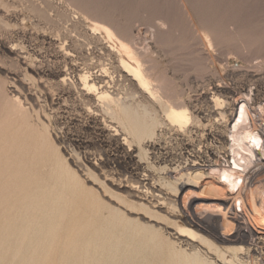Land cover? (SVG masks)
I'll return each instance as SVG.
<instances>
[{
  "label": "rangeland",
  "instance_id": "374dc122",
  "mask_svg": "<svg viewBox=\"0 0 264 264\" xmlns=\"http://www.w3.org/2000/svg\"><path fill=\"white\" fill-rule=\"evenodd\" d=\"M98 11L100 12L97 14ZM92 14L95 15L92 16ZM92 17L105 22L107 20L108 24L117 28L116 31H119L118 33L121 35L127 34V29L134 31V33L140 29L139 31H143L144 34L151 27L156 30L154 36L148 32L147 34L150 37L152 35L150 50L154 65L156 63L155 72L161 77L166 87L162 94L171 100L180 98L187 104L194 119L190 126L183 129L172 123L166 116V106L142 92L137 84L123 75L124 72L120 68V57L126 58V56L119 51L118 41L115 38H110L103 29L94 30ZM107 17L111 18V21ZM114 22L117 26L114 25ZM121 25L123 30L120 29ZM263 25L264 0H0V95L2 96H0V114L2 115L0 116V188H2L0 189V204L5 202V199L7 201L0 207V228L3 227L1 225L7 224L8 218L10 222L13 221L12 226L8 221V225L3 227V229L9 227L7 230H10L11 226L12 235L8 233L6 235L3 232V237L2 229H0V247L9 249L6 244L11 245L10 241L14 240L10 246L11 251L6 248L10 253L7 256L12 261L6 257L7 262L3 259V263L9 264L11 261L10 264H17V262L19 264H35L36 262L41 264L39 260L43 261L44 259L45 261L46 259L45 263L44 261L42 263L48 264L47 262L50 263L52 259L51 264H67L72 258L73 264L76 262L82 264L81 257L79 259L81 263L77 257L83 254V264H92L93 262L94 264L110 262L112 264L123 262L122 264H124L126 261L125 264H131V262L132 264H167V262L168 264H174V262L181 264L185 261L183 258L186 256L188 258L196 257L195 253L199 251V257L203 260L213 261L214 264H229L209 246L201 242H193L176 233L177 227L185 224L183 204L184 199H188V193L183 196L186 192L185 189L183 193L178 195L164 181L165 179L172 180L174 175L172 168L178 166L180 162L181 165L185 164L188 157H199L202 161L208 159L209 156L217 155L222 160L223 156L229 152L227 129L232 116L230 115L233 109L231 94L234 91L246 92L253 89L254 93L257 94V89H261L260 93L254 97L256 100L264 102ZM125 29L126 32H124ZM157 36L158 38H156ZM209 40L213 42L214 48L210 45ZM231 54L234 57L229 59ZM202 70L205 71L202 72ZM84 73L90 74V78L94 81H99L106 74L105 79L111 81L112 84L110 83L104 89L108 88L111 93L118 92L124 97L129 95L128 99L132 102L134 109L140 112L142 121L133 120L130 128L126 129L117 120H114L110 114L103 110L102 101L98 94L100 89L89 91L84 89L80 78L81 74ZM219 84H222L223 87L218 94H222L221 97L227 101L223 102L222 105H217L213 100L214 88L218 87ZM17 99H19V103ZM17 104L21 106L24 104L23 108L26 112L28 111L27 125L20 116L21 114L14 112V106ZM223 105L225 106L222 107ZM145 106L150 112L149 115L145 113ZM222 109L227 112L225 118H222L219 113ZM151 130H154L155 134H152ZM10 139L17 141L16 147L19 145L23 149V158L20 164L11 165L8 162L7 142ZM39 142H44V146L37 149ZM61 165H67L66 168L68 169H61ZM10 166L13 167L8 168ZM45 174L47 175L45 176ZM214 178L216 177L208 176L206 180H214ZM42 181L45 185L49 184L47 185L49 188L44 187ZM27 182L29 186L32 185V192L28 191L30 194H23L27 189L30 190ZM196 189L197 195L216 196L214 191ZM249 191L244 194L246 196V209L248 208L247 211H250V215H253L257 221H261V217L254 211L251 199L247 198ZM33 194L36 195L33 197ZM37 195L41 196H39L41 198L39 201H44L43 203L40 201L42 204L37 202V198H39ZM14 196L18 198V201L20 200L19 202L23 198V201L28 197L29 200L27 199L25 201L27 203L22 202L25 203L22 204ZM8 197L11 198L8 200ZM45 198L46 202L52 201L53 205L49 202L45 203ZM34 200L39 205L33 204L34 206H32ZM63 201L64 204L62 205ZM48 204L52 205L51 208ZM87 205L90 206L89 208H93L95 212L93 213L94 210L89 209ZM26 207L28 210L25 209ZM211 207L209 205L207 207L197 206V209H215H211ZM15 210L20 212L17 211V213ZM29 211L34 215L36 213V216L29 214ZM111 212H114L112 214L115 215L110 214ZM9 213L12 215V221ZM15 213H22L23 219L27 216L26 222L19 217L21 215L16 214L18 217L15 216ZM47 213L50 214V219ZM56 213H59L57 214L59 216H56ZM51 214H54L53 218L56 216V220L52 219ZM92 214H95V217ZM122 215H124L123 218ZM43 216L44 218L47 217L44 219ZM65 216L67 217L65 218ZM1 217H5L6 222L4 221L5 218ZM114 217L119 223L113 221L115 220ZM118 217L121 220H118ZM89 218L91 219L89 220ZM28 219L31 221L28 222ZM124 219L128 220V226L126 221L122 222ZM38 221H46L44 223H47L43 230L45 234L41 236V239L48 234L46 231H49L51 226L57 225L56 228L54 226L53 228L58 229L56 232L54 231L55 233L53 232L54 235L58 233L54 237L56 243L53 240L48 243L50 239H53V236H50V239L47 238L48 234L47 240L42 239V246H45L39 245L41 246L40 250L39 246L32 248V246L23 244L18 238L23 226H31L32 228L41 226L43 229L44 223ZM69 221L71 223H68L67 228H65ZM78 221H81V225ZM120 222L122 223L120 224ZM18 223L19 226H17ZM114 223L118 224L115 226ZM106 225L108 226L106 227ZM134 225L136 227L139 225V229H142L138 232L139 235L137 230H133L136 229ZM16 226L19 227L17 231L14 230ZM129 226L134 228L130 229ZM114 227L116 228L114 229ZM142 227H147L149 231H145L146 229ZM117 228L120 232L119 230L117 232ZM66 230L67 232H65ZM152 230L156 232L154 235ZM62 231L65 233V237ZM79 231L80 233L83 231L80 236L78 235ZM146 233H149L150 239L153 235L157 244L153 240L154 237L151 239V242L154 241V245L153 243L151 245L150 241H146L147 238L144 239V235H148ZM82 234H84L83 237ZM70 237H73L74 241L76 240V244H73L74 247L71 244L73 239ZM111 237L112 239H110ZM64 238L67 241L70 240L71 243L69 244L67 241L64 244L61 243V241L64 242ZM16 240L21 243L19 244ZM158 240H160L161 245ZM85 241H89L88 244L92 243L89 245L91 248L88 246L91 250L84 246ZM110 241L112 242L110 243ZM59 242L63 244V250L59 248L61 247ZM16 243L19 244V247ZM50 243L54 245H49L51 248L47 247V249H51L52 252L44 249ZM142 243L145 244H143L144 248L140 245ZM94 244H98L97 250H94ZM149 244L151 247H147L150 246ZM126 245L130 248H127ZM135 245L136 248H134ZM138 245L140 248L137 247ZM99 246H102V249ZM114 246H117L120 253H116L117 249ZM17 247L20 252L22 249L26 251L23 250L19 255L20 252L15 251ZM41 248H43V252ZM66 248L69 249V252ZM84 248L85 250H83ZM145 248L148 251L144 250ZM172 248L176 251H173ZM222 248L226 250L224 245ZM32 249L34 252L36 251L35 253L37 250L41 251L38 252L40 254L39 259H37L39 254H35ZM93 250L95 251L94 255L97 254V256L92 254ZM136 250L137 253H134ZM7 251L3 250V252ZM112 251L116 253V256ZM138 251L141 256L138 255ZM30 252L37 261L31 258ZM60 252L64 254V257L66 255V260ZM89 252L91 253L89 254ZM122 253L123 256L120 257ZM166 255L169 256L166 257ZM87 256L91 259H88ZM226 256L232 259L230 253ZM110 257L112 260L114 258L115 262ZM139 257H143V260ZM101 258L103 259L100 260ZM161 258L165 263L161 262ZM31 259L36 262H30ZM84 259L89 260L90 263L88 261L86 263ZM244 259L247 260L246 256ZM97 260L100 262L97 263ZM71 263L69 262V264ZM249 264L254 263L249 262Z\"/></svg>",
  "mask_w": 264,
  "mask_h": 264
},
{
  "label": "bare ground",
  "instance_id": "6f19581e",
  "mask_svg": "<svg viewBox=\"0 0 264 264\" xmlns=\"http://www.w3.org/2000/svg\"><path fill=\"white\" fill-rule=\"evenodd\" d=\"M42 1V0H41ZM93 1V0H92ZM73 2V1H72ZM71 2V3H72ZM78 2V1H77ZM88 2V1H87ZM91 2V1H89ZM70 3V2H69ZM101 3V2H100ZM74 4V2H73ZM77 4V3H76ZM81 4V3H80ZM96 4V3H95ZM188 4V3H187ZM72 5V4H71ZM78 5V4H77ZM87 5V4H86ZM85 5V6H86ZM89 5V4H88ZM102 5V4H101ZM103 6V5H102ZM75 7V5H74ZM78 7V6H77ZM80 7V6H79ZM89 7V6H88ZM97 7V6H96ZM82 8V7H80ZM85 8V7H84ZM87 8V7H86ZM99 8V7H97ZM102 8V7H101ZM105 8V7H103ZM81 10V9H79ZM84 10V9H82ZM87 10V9H86ZM96 10V9H95ZM98 10V9H97ZM186 10V9H185ZM89 11V10H88ZM93 12V11H92ZM100 11L97 12V14L99 13ZM85 13V12H83ZM87 13V12H86ZM95 13V12H93ZM105 13V12H104ZM113 13V12H112ZM96 14V13H95ZM95 14H92V16H94ZM86 15V14H85ZM100 15V14H99ZM103 15V14H102ZM112 16V14H109ZM87 16V15H86ZM110 16V17H111ZM89 17V16H88ZM98 17V16H97ZM109 17V16H108ZM107 17V18H108ZM115 17V16H114ZM106 18V19H107ZM92 19V22L94 23V30H100V29H103L107 35L110 37V38H115L117 41H118V44L120 46V49L119 51L121 53H123L125 57L121 56L120 57V68H122V71L124 72L123 75H125L128 79H130L133 83L137 84L138 87L140 88V90L146 94H148L152 99L154 100H158L159 102L162 103V105L166 106V116L167 118L172 122L174 123L175 125H178L180 128H187L188 126H190V124L193 122V115H192V112L191 110L189 109V107L187 106V104L180 98H177V100H171L170 98H167L166 96H164L162 93L164 92V89L166 88L165 87V84L163 82V80L161 79V77L159 75L156 74L155 72V65H154V59L151 57V50H150V42L152 41V35L154 36L155 35V29L153 27L149 28L148 29V33L149 34H152L151 37L147 34H144L142 33L141 31H139L138 29V32L134 33V31H129V29H127V34H125L124 32H126V29L125 31L123 32L125 35H121L119 34L114 26H111L110 24H108L107 20L106 22L105 21H101V20H98L96 18H91ZM109 19V18H108ZM111 19V18H110ZM109 19V21H111ZM114 19V18H113ZM89 20V19H88ZM114 21V20H113ZM112 21V22H113ZM120 22V20H119ZM116 22H114V25ZM121 23V22H120ZM118 24V23H117ZM125 24V23H124ZM159 24V23H158ZM128 24H126L127 26ZM117 26V25H116ZM130 26V25H129ZM264 26V25H263ZM122 25L120 27V29H122ZM128 27V26H127ZM126 28V27H125ZM140 28V27H139ZM197 28V27H195ZM234 29V28H233ZM123 30V29H122ZM195 30V29H194ZM209 31V30H208ZM212 33V32H211ZM155 38V37H154ZM153 38V40H154ZM158 38V36L156 37ZM163 40V39H162ZM223 40V39H222ZM111 41V40H110ZM113 41V40H112ZM159 41V40H158ZM210 41V45L213 47V42L211 40ZM116 44V43H115ZM112 46V45H111ZM211 47V48H212ZM214 48V47H213ZM111 50V48H109ZM209 49V48H208ZM114 50V49H112ZM110 52V51H109ZM118 52V51H117ZM108 53V52H107ZM116 53V52H115ZM231 53V52H230ZM227 54V53H226ZM114 55V54H113ZM166 56V55H165ZM206 56V55H205ZM231 57H234L233 54L229 55V59ZM193 58V57H192ZM228 58V57H227ZM156 61V60H155ZM202 63V62H201ZM200 63V64H201ZM205 64V63H204ZM206 70V69H205ZM204 70V71H205ZM198 71H201V70H198ZM202 70V72H204ZM103 74V73H102ZM113 74V73H112ZM122 74V73H121ZM105 75L104 74L102 76V79H100L99 81H94L92 78H90V74H87V73H84V74H81V82L82 84L84 85V89H87L88 91L89 90H98L100 89V91L98 92L99 94V99L102 101V106H103V110H105L108 114H110V116L114 119V120H117L120 124H122L126 129H129L130 126L132 125V121L133 120H141V114L138 110H135L134 107H133V104L131 101H129V97L128 96H122L120 95L118 92L115 93V92H112V93H115V94H112L108 88H105L106 86H108L110 83L112 84L111 81H108V79L106 80L105 79ZM112 81H114L112 79ZM132 84V83H131ZM170 85V84H169ZM222 84H219L218 87L214 88V101L216 102L217 105H222L223 102H227L226 100H224L221 95L222 94H218L220 93L221 91V88H222ZM101 88H103V90H101ZM171 88H173L171 86ZM1 90V89H0ZM131 91V90H130ZM84 92V91H83ZM175 92V91H174ZM89 93V92H88ZM175 94V93H173ZM178 94V93H177ZM163 95V96H162ZM1 96V95H0ZM5 96V95H4ZM230 96V95H229ZM2 97V96H1ZM6 97V96H5ZM15 98V97H14ZM11 99V98H10ZM19 99H17V102L19 103L20 101H18ZM231 100H232V104H233V109H232V112L230 113L231 116V121L229 122L228 124V129H227V134H228V137L229 139L227 140V144L229 145L230 147V150L229 152L226 153V155H224L223 159H219L217 155H214V156H209L208 159H203L201 161V159L199 157H191L186 160L185 164L181 165V162L179 163L178 166H175L174 168H172V172H174V175H173V178H171L172 180H168V179H165L164 182H166V185L169 186L170 189H172L174 192H176L178 195H180L181 193H183V191H185L186 189V192L183 194V196H185L187 193H188V199H184L185 202L183 204V212H184V216H185V224L184 225H179L177 227V231L176 233L179 234L180 236H185L187 237L188 239H190L191 241L193 242H201L202 244H205L207 246H209L210 249L212 250H215L217 251L221 256L222 258L229 264H249V262H252L254 264H264V136L261 135L258 130H257V127H258V120H261V124L264 123V117H263V114H264V103L261 102L260 100H256L255 97L252 96V93L251 91H234L232 94H231ZM229 103V102H228ZM21 104V103H20ZM20 104H17L14 106V112L16 113H20L19 115L22 116V119L23 121L26 123L27 120H28V116H27V112L25 110V108H23V106H21ZM226 104V103H225ZM7 105V104H6ZM225 105H223L222 107H224ZM227 106V105H226ZM4 107V106H3ZM144 108V107H143ZM1 109V108H0ZM220 109V108H219ZM11 111V110H10ZM142 112V111H141ZM145 113L147 115H149V110L148 108L145 106ZM220 115L222 118H225L227 117V112L225 110H220L219 111ZM11 114V113H10ZM14 114V113H13ZM29 114V113H28ZM155 115V113H154ZM219 115V116H220ZM0 116H2L0 114ZM13 116V115H12ZM6 117V116H5ZM18 117V116H17ZM14 118V117H13ZM21 118V117H19ZM216 118V117H215ZM152 119V118H151ZM142 121V120H141ZM4 122V121H3ZM34 123V122H33ZM3 124V123H1ZM18 124V123H17ZM16 124V125H17ZM27 125V123H26ZM114 126V125H113ZM12 127V126H11ZM16 127V126H15ZM143 127V126H141ZM144 128V127H143ZM144 130V129H143ZM148 130V129H147ZM31 131V130H30ZM25 132V131H24ZM155 131L154 130H151V133L152 134H155L154 133ZM8 133V132H7ZM134 133V132H133ZM18 134V133H17ZM25 135V134H24ZM1 136V135H0ZM153 136V135H152ZM148 137H149V134H148ZM154 137V136H153ZM31 138V137H29ZM43 138V137H42ZM46 138V136H45ZM7 139V138H6ZM32 139V138H31ZM26 140V139H25ZM49 140V139H48ZM50 141V140H49ZM16 142L14 139H10L8 142H7V151H8V162L11 164V165H15L16 163L17 164H20L22 162V158H23V149L22 147H20L18 145V147H16ZM138 142V141H137ZM36 143V142H35ZM45 143H48V142H45ZM57 143V142H56ZM52 145V144H51ZM33 146V145H32ZM44 146V142H39L38 143V146H37V149H40L41 147L43 148ZM143 147V146H142ZM3 149V148H2ZM16 149V150H15ZM47 150V149H46ZM50 150V149H49ZM219 150V149H218ZM6 151V152H7ZM4 152V151H3ZM40 152V151H39ZM46 152V151H45ZM48 152V151H47ZM62 152V150H61ZM41 154V153H40ZM56 154V153H55ZM54 154V155H55ZM64 154V153H62ZM34 155V154H33ZM48 155V154H47ZM222 155V154H220ZM6 156V155H5ZM41 156V155H40ZM187 156V155H186ZM184 156V157H186ZM189 156V155H188ZM58 157V155H57ZM66 157V156H65ZM182 158V157H181ZM232 158V161L230 160ZM58 160V159H57ZM46 161V159H45ZM182 161V160H181ZM60 162V161H59ZM65 163V161H63ZM5 163V162H4ZM57 163V162H56ZM30 164V163H29ZM33 165V164H31ZM171 165V164H170ZM169 165V166H170ZM20 166V165H19ZM56 166V165H55ZM67 165H61V169L63 170H67L68 168H66ZM69 166V165H68ZM13 166H10L8 168H11ZM18 167V166H17ZM171 167V166H170ZM7 168V169H8ZM51 168V167H50ZM53 168V167H52ZM59 168V167H58ZM166 168V167H164ZM22 170V169H21ZM28 170V169H27ZM54 170V169H52ZM6 171V170H5ZM4 171V172H5ZM13 171V170H12ZM23 171V170H22ZM71 171V170H70ZM76 171V170H75ZM9 172V171H8ZM55 172V171H54ZM63 174V171L61 172ZM65 173V172H64ZM55 174V173H54ZM58 174V173H57ZM56 174V175H57ZM70 174V173H69ZM6 175V174H5ZM15 175V174H13ZM35 175V174H34ZM47 174H45L46 176ZM66 175V174H65ZM1 176V175H0ZM51 176V175H50ZM48 176V177H50ZM69 176V175H68ZM208 176H211V177H216L214 178V180H206ZM7 177V176H6ZM33 177V176H32ZM54 177V176H53ZM52 177V178H53ZM71 177V176H70ZM46 178V177H45ZM44 178V179H45ZM73 178V176L71 177ZM29 179V178H28ZM26 179V180H28ZM43 179V178H42ZM43 179V180H44ZM54 179V178H53ZM148 179V178H147ZM210 179V178H209ZM35 180V179H33ZM39 180V179H38ZM49 180V179H48ZM60 180V179H59ZM74 180V179H73ZM37 181V180H36ZM41 181V180H40ZM57 181V180H55ZM70 181V180H69ZM143 181V180H142ZM3 182V181H2ZM39 182V181H38ZM37 183V182H36ZM43 183V181H42ZM49 183V182H48ZM71 183V182H70ZM34 184V183H33ZM39 184V183H38ZM45 185V183H43ZM164 184V183H163ZM26 185V184H25ZM27 185H28V182H27ZM42 185V186H44ZM49 185V184H47ZM47 185H45L44 187H48ZM61 185V184H60ZM69 185V184H68ZM165 185V187H166ZM29 186V185H28ZM32 186V185H31ZM31 186L30 187V190L27 189L23 194H27L28 191L29 192H32L31 191ZM35 186H37L35 184ZM41 186V187H42ZM25 187V186H24ZM39 187V188H41ZM43 187V188H44ZM71 187V185H70ZM78 187V186H76ZM28 188V187H26ZM34 188V187H32ZM49 188V187H48ZM51 188V187H50ZM60 188V187H59ZM72 188V187H71ZM153 188V187H152ZM158 188V187H156ZM168 188V187H167ZM196 188H202L203 190H208L209 191H214L216 196H203V195H197V189ZM2 189V188H0ZM15 189V188H14ZM13 189V190H14ZM46 189V188H45ZM44 189V190H45ZM77 189V188H75ZM79 189V188H78ZM77 189V190H78ZM155 189V188H154ZM49 190V189H47ZM58 190V189H57ZM64 190H65V187H64ZM76 190V191H77ZM250 190V191H249ZM1 191V190H0ZM73 191V190H72ZM249 191V199H251V202L253 204V207H254V211L257 213V215H259V217H261V221H257L254 216L252 217L250 215V211H247L246 209V206H245V200H246V196L244 194H246V192ZM23 192V191H22ZM45 192V191H44ZM53 192V191H52ZM60 192V191H59ZM78 192V191H77ZM90 192V191H89ZM42 193V191H41ZM62 193V192H61ZM206 193V192H205ZM204 193V195H205ZM248 193V192H247ZM16 194V193H15ZM22 194V195H23ZM30 194V193H28ZM49 194V193H48ZM73 194V193H72ZM71 194V195H72ZM77 194V193H76ZM75 194V195H76ZM92 194V193H91ZM161 194V193H160ZM9 195V194H7ZM34 195L36 194H33L32 196L34 197ZM62 195V194H61ZM81 195V194H79ZM13 196V194H12ZM31 196V195H30ZM40 196V195H39ZM37 195V197H39ZM48 196V195H47ZM50 196V195H49ZM55 196V195H54ZM16 197V196H14ZM22 197V196H21ZM20 197V198H21ZM36 197V198H37ZM41 197V196H40ZM37 198L38 199V203H43L44 201H39V199L41 198ZM51 197V196H50ZM49 197V198H50ZM78 197V196H77ZM93 197V196H92ZM11 198V197H10ZM8 197V200L10 199ZM17 198V197H16ZM35 198V199H36ZM43 195H42V199H43ZM48 198V200H50ZM52 198V197H51ZM65 198V196H64ZM1 199H4V198H1ZM29 200V197L27 198ZM26 199V200H27ZM36 199V200H37ZM66 199V198H65ZM24 200V198H23ZM21 201L19 202L18 201V198H17V201L19 203H22V202H25V201ZM45 200V203H48L46 202V198L44 199ZM56 200V199H55ZM16 201V199H15ZM16 201V202H17ZM51 201V200H50ZM65 201V200H64ZM64 201L62 203V205L64 204ZM67 201V200H66ZM93 201V200H92ZM99 201V199H98ZM5 202L6 199H5ZM5 202L1 203V204H5ZM52 202V201H51ZM49 202V203H51ZM74 202V201H72ZM88 202V201H87ZM95 202H96V199H95ZM102 202V201H101ZM250 202V203H251ZM12 203V201H11ZM10 203V204H11ZM18 203V204H19ZM27 203V202H25ZM25 203H22V204H25ZM29 203V202H28ZM38 203L35 202V200L32 202V206L34 205H39ZM41 203V204H42ZM44 203V204H45ZM53 203V202H52ZM51 203V204H52ZM56 203V202H55ZM69 203V202H68ZM71 203V202H70ZM82 203V202H81ZM93 203V202H92ZM98 203V202H97ZM1 204H0V207H1ZM9 204V205H10ZM14 204V203H13ZM16 204V203H15ZM30 204V203H29ZM34 204V205H33ZM56 204H59V203H56ZM55 204V205H56ZM88 204V203H87ZM96 204V203H95ZM104 204V203H103ZM7 205V204H6ZM49 205V204H48ZM48 205H47V208H48ZM53 205V204H52ZM51 205V206H52ZM212 206L211 209L213 210H210V209H197V206H204V207H207V206ZM20 206V205H19ZM50 206V205H49ZM50 206V208H51ZM67 206V205H66ZM73 206V204H72ZM77 206V205H76ZM91 206V204H90ZM90 206L87 205V207L89 208ZM96 206V205H95ZM104 206V205H102ZM24 209V206H22ZM45 207V205H44ZM64 207V206H63ZM86 207V208H87ZM5 208V207H3ZM21 208V207H20ZM46 208V209H47ZM55 208V207H54ZM61 208V207H60ZM73 208V207H71ZM82 208V207H80ZM80 208H79V211H80ZM101 208V207H99ZM252 208V207H251ZM16 209V208H15ZM25 209L28 210V208L26 207ZM91 209V208H89ZM88 209V210H89ZM93 209V208H92ZM91 209V210H92ZM96 209V208H95ZM10 210V209H9ZM35 210L37 211V209L35 208ZM45 210V208H44ZM49 210V209H48ZM53 210V209H52ZM75 210V209H74ZM73 210V212H74ZM83 210V209H82ZM94 210V209H93ZM98 210V209H97ZM96 210V212H97ZM113 210V209H112ZM16 211V210H15ZM19 211V210H17ZM16 211V212H17ZM22 211V210H21ZM60 211V210H59ZM64 211V210H63ZM77 211V210H76ZM100 211V210H99ZM98 211V212H99ZM114 211V210H113ZM8 212V211H7ZM20 212V211H19ZM24 212V211H23ZM22 212V213H23ZM39 212V210L37 211ZM42 212V210H41ZM49 212V211H48ZM52 212H55V211H52ZM57 212V211H56ZM70 212V211H69ZM81 212V211H80ZM95 212V210L93 211V213ZM115 212V211H114ZM114 212H111L110 214L114 213ZM18 213V212H17ZM15 213V216H19L21 215L20 213L17 214ZM25 213V212H24ZM23 213V214H24ZM31 212L29 211V214ZM91 213V211H90ZM10 214V213H9ZM17 214V215H16ZM22 214V215H23ZM33 214V213H31ZM59 213H56V216H59L57 215ZM65 214H67V212H65ZM70 214V213H69ZM96 214H100V213H96ZM121 214V212H120ZM255 214V213H254ZM22 215L19 216L20 218H22ZM26 215V214H25ZM34 215V214H33ZM38 215V214H37ZM43 215V214H42ZM54 215V214H53ZM53 215L51 214V217L53 220H56V216L55 218H53ZM74 215V213H73ZM72 215V216H73ZM77 215V214H76ZM89 215V214H88ZM93 215V214H92ZM95 215V214H94ZM93 215V216H94ZM113 215V214H112ZM111 215V218L115 215L112 216ZM119 215V214H117ZM116 215V216H117ZM17 216V217H18ZM32 216V215H30ZM36 216V213L35 215ZM47 216H49V219H50V214L47 213ZM45 216V218L47 217ZM68 216V215H67ZM65 216V218L67 217ZM91 216V215H90ZM115 216V217H116ZM120 216V215H119ZM5 217H8V215ZM4 217V218H5ZM75 217V216H73ZM84 217H85V214H84ZM95 217V216H94ZM108 217V216H107ZM110 217V215H109ZM114 217L115 220H113L114 222L117 221V219ZM121 217V216H120ZM124 217V215H122V218ZM257 217V216H256ZM3 218V217H1ZM3 218V219H4ZM10 218H11V221H12V215L10 214ZM19 218V220H20ZM26 218L27 216L24 217V219L22 218V220L24 222H26ZM30 218V217H29ZM33 218V217H32ZM44 218V216H43ZM41 218V219H43ZM44 218V219H45ZM78 218V217H77ZM9 219V218H8ZM6 220V218L4 219V221L7 223L6 225H1V227L3 226H7L8 225V221L10 222V220ZM48 219V220H49ZM58 219V218H57ZM91 218H89L90 220ZM113 219V218H112ZM120 218L118 217V220ZM127 219V218H126ZM18 220V221H19ZM29 220L31 221V219H28V222ZM40 220V218H39ZM65 220V219H64ZM67 220V219H66ZM70 220V219H69ZM72 217H71V221H72ZM121 220V219H120ZM2 221V222H4ZM21 221V222H23ZM47 221V219H46ZM46 221H38L40 223H44ZM71 221L67 222V225L65 228H67L68 226V223L70 224ZM74 221V220H73ZM72 221V222H73ZM77 221V220H76ZM82 221V220H81ZM81 221L79 222V224L81 223ZM88 221V220H87ZM86 221V222H87ZM106 221V220H105ZM112 221V222H113ZM126 221V224L128 226V220H125L122 221V222H125ZM1 222V223H2ZM20 222V221H19ZM55 222V221H53ZM96 222V220H95ZM94 222V223H95ZM108 222H111V221H108ZM119 223V221H117ZM120 222V224L122 223ZM131 222V221H130ZM11 226L13 224V221L10 222ZM34 223V221H33ZM75 223V222H74ZM118 223H114L113 225L116 226V224ZM132 223V222H131ZM3 224V223H2ZM26 224V223H25ZM39 224V223H38ZM47 224V223H46ZM45 223L43 226L44 228L41 229V226L42 224L38 225L40 227H29V226H23V228H21L20 232H19V235H18V238L20 239V241L25 245L27 244V246H39L41 245L42 246V239L45 240L46 237L50 239V236H53V239H50L49 242H51L52 240L55 242L54 240V237L55 235L58 233H56L55 235L53 234V232L57 231L56 229L53 228V226L56 228L57 225H53L49 228V231H46V234L47 235H44L45 237L41 239V236L43 234H45V232L43 231L45 229V227L47 226ZM49 224V223H48ZM57 224V223H55ZM77 224V223H75ZM73 224V225H75ZM86 224V223H84ZM88 224V223H87ZM92 224V223H91ZM109 224V223H108ZM112 224V223H111ZM110 224V225H111ZM124 224V223H123ZM9 225V226H10ZM16 225V223H15ZM21 225V224H20ZM52 225V224H51ZM59 225V224H58ZM65 225V224H64ZM78 225V224H77ZM76 225V226H77ZM81 225V224H80ZM90 225V223H89ZM125 225V224H124ZM133 225V224H132ZM137 225V224H136ZM11 226H10V230H7L6 228L2 229V235H3V232L7 233L8 234H11L12 235V231L13 229H11ZM19 226V223L18 225ZM14 227V230L17 231L19 227ZM83 226V225H82ZM98 226V225H97ZM108 225H106L107 227ZM123 226V225H122ZM121 226V227H122ZM135 226V225H134ZM139 226V225H138ZM137 226V227H138ZM142 226V225H141ZM26 227V228H25ZM59 227V226H58ZM57 227V228H58ZM63 227V226H62ZM85 227V226H84ZM87 227V226H86ZM85 227V228H86ZM91 227V226H90ZM126 227V225H125ZM125 227H123V229H125ZM133 227V226H132ZM131 227V228H132ZM136 227V226H135ZM136 229L132 228L133 230H137V234L139 231H142V229L140 230L139 227ZM16 228V229H15ZM82 228V227H81ZM97 230H98V227H96ZM110 228V227H109ZM109 228H108V231H109ZM116 227H114L115 229ZM130 228V226H129ZM130 228V229H131ZM143 228V227H142ZM145 228V227H144ZM143 228V229H144ZM6 229V230H5ZM64 229V228H63ZM104 229V228H103ZM106 229V228H105ZM128 229V228H127ZM139 229V230H138ZM146 230L145 231H149L147 230L148 228L146 227L145 228ZM5 230V231H3ZM12 230V231H11ZM62 230V229H61ZM60 230V231H61ZM65 230V229H64ZM90 230V229H89ZM88 230V231H89ZM112 230V228H111ZM117 232H118V228L116 229ZM126 230V229H125ZM14 231V232H15ZM107 231V230H106ZM128 231H131V230H128ZM153 231V230H152ZM156 231V230H155ZM54 232V233H55ZM67 232V230L65 231ZM69 232V231H68ZM72 232H73V226H72ZM83 232V231H82ZM81 232V233H82ZM104 232V231H103ZM120 232V230H119ZM132 232V231H131ZM135 232V231H134ZM133 232V233H134ZM135 232V233H136ZM61 233V232H60ZM63 233V231H62ZM80 231H79V236H80ZM86 233H88L86 231ZM84 232V234H86ZM100 233V232H99ZM107 233V232H106ZM112 233V232H111ZM110 233V235H111ZM122 233H124L122 231ZM121 233V234H122ZM134 233V234H135ZM143 233V232H142ZM152 233V232H151ZM151 233H150V236H151ZM156 232L153 231V235L155 234ZM82 234V237L83 235ZM94 234V232H93ZM113 234V233H112ZM127 234V233H126ZM125 234V235H126ZM129 234V232H128ZM140 234V233H139ZM138 234V235H139ZM145 234V233H144ZM148 234L147 236L144 235V239L147 238L146 241H150L151 242V239H153V235L150 239L149 236V233H146ZM14 235V234H13ZM62 235V234H61ZM59 235V236H61ZM65 235V233H63V236ZM69 236L71 234H68ZM67 235V238L69 239V236ZM76 235V234H74ZM73 235V236H74ZM77 235V236H78ZM97 235V234H96ZM95 235V236H96ZM109 235V234H108ZM119 235V234H118ZM124 235V234H123ZM157 235V234H156ZM66 236V235H65ZM64 236V237H65ZM72 236V235H71ZM78 236V237H79ZM86 236V235H85ZM98 236V235H97ZM100 236V235H99ZM142 236V235H141ZM4 237V235H3ZM16 238V235L14 236ZM91 237V235H90ZM120 237V236H119ZM118 237V238H119ZM132 237V236H131ZM159 237V236H157ZM156 237V238H157ZM2 238V237H1ZM13 238V237H11ZM73 239V237H70V239ZM102 238V236H101ZM117 238V236H116ZM122 238V237H121ZM149 238V240H148ZM5 239H6V236H5ZM10 239V237H9ZM8 239V240H9ZM14 239V238H13ZM61 239V238H59ZM65 239V238H64ZM86 239V237H85ZM105 239V238H104ZM112 239V237L110 238ZM158 239V238H157ZM12 240V239H10ZM47 240V239H46ZM63 240V239H61ZM60 240V241H61ZM95 240V239H94ZM94 240H92L94 242ZM102 240V239H100ZM106 240V239H105ZM123 240V239H122ZM135 240V239H134ZM156 243V239L154 237L153 239ZM152 240L151 242V245L153 243V245L155 244L154 241ZM161 240V239H160ZM160 240L159 241V244H160ZM14 241V240H12ZM12 241H10L11 245L9 244H6L9 249L8 251H11L10 250V246H12ZM17 241V240H16ZM20 241H17L19 244L21 243ZM65 239L64 242L61 241V243H67L69 241H67ZM78 241V239H77ZM97 241V240H96ZM107 241V240H106ZM118 242L120 241L117 240ZM117 241H114L115 243ZM46 242V241H45ZM76 242V240L74 241L73 239V242H69V244L71 243L72 246L73 244ZM84 242V241H83ZM89 242V241H88ZM87 241H85V243H87L85 245L84 243V246L88 247L89 245H91L90 243L88 244ZM91 242V241H90ZM98 242H100L98 240ZM112 241H110L111 243ZM117 242V243H118ZM123 242V241H122ZM132 242H134L132 240ZM143 242H145V240H143ZM1 243H2V239H1ZM16 243V244H18ZM56 243V242H55ZM59 242V244H61ZM79 243H82V241ZM102 243V242H101ZM103 243H106L108 244L107 242H103ZM139 243V241H138ZM137 243V244H138ZM147 243V242H145ZM163 243V242H162ZM167 243V242H166ZM14 244V243H13ZM19 244L17 245L19 247ZM53 243H50V244H47L46 247L44 249L46 250H49L47 249L48 248H51L49 247V245L51 246ZM58 244V243H57ZM61 244V250H63L62 248V245ZM68 244V245H69ZM76 244V243H75ZM105 244V245H106ZM123 244V243H121ZM126 244V243H125ZM134 244H136L134 242ZM144 243L140 244L143 246ZM148 244V243H147ZM157 244V243H156ZM169 244V243H168ZM1 245V244H0ZM4 245V244H3ZM5 245V246H6ZM54 245V244H53ZM68 245H66V247H68ZM95 245V244H94ZM104 245V244H102ZM114 245V243H113ZM118 245V244H116ZM129 245V244H128ZM145 245V244H144ZM150 245V244H149ZM150 246H147V247H151ZM161 245V244H160ZM164 245V244H162ZM223 245L226 247V250H224L222 247ZM24 246V245H23ZM39 246V250H40V247ZM45 246V245H43ZM42 246V247H43ZM58 246V245H57ZM60 246V245H59ZM71 246V247H72ZM82 246V245H81ZM119 246V245H118ZM127 246V245H126ZM132 246V245H130ZM141 246V247H142ZM203 246V245H202ZM16 247V246H15ZM18 247L17 249H15V251H18ZM74 247V246H73ZM85 247V248H86ZM91 248V246H89ZM88 247V249H89ZM94 247V246H93ZM98 247V244L95 245L94 247V250ZM101 249H102V246H99ZM106 247V246H105ZM110 247V246H109ZM112 247V246H111ZM116 247L117 249V246H114V248ZM139 247V245L137 246ZM172 247V246H171ZM170 247V248H171ZM1 249V254H0V264H5L3 263V259H5V261L7 260L6 257H8L7 255H9L10 253L7 251V249L5 247H0ZM24 248V247H23ZM53 248V247H52ZM69 248V247H68ZM77 248V247H76ZM85 248L83 250H85ZM104 248V247H103ZM122 248V247H121ZM127 248H130L127 246ZM125 248V249H127ZM136 248V245L135 247ZM140 248V247H139ZM144 248V246H143ZM27 249V248H26ZM31 249V248H30ZM43 248H41V251H42ZM58 249V248H57ZM75 249V248H73ZM80 249V247H79ZM113 249V248H112ZM138 249V248H137ZM158 249V248H157ZM167 249V248H166ZM198 249V248H197ZM3 250L7 251L8 254H6L7 252H3ZM24 249L21 250V252L23 251ZM51 250V249H50ZM49 250V251H50ZM67 252H69V249H67ZM82 250V249H81ZM91 250V249H89ZM93 250V251H94ZM97 250V249H96ZM100 250V249H99ZM105 251V249H103ZM108 250V249H107ZM106 250V251H107ZM110 250V249H109ZM115 250V249H114ZM128 250V249H127ZM134 250V249H133ZM139 250V249H138ZM144 250H147L146 248ZM173 250V248H172ZM175 250V249H174ZM173 250V251H174ZM26 251V250H24ZM33 251V249H32ZM40 251V252H41ZM54 251V250H53ZM92 251V252H93ZM119 250L117 249V252L116 253H120L118 252ZM123 251V250H122ZM126 251V250H124ZM130 251V250H129ZM128 251V252H129ZM143 251V249H142ZM148 251V250H147ZM154 251V250H153ZM176 251V250H175ZM20 251H18L19 253ZM21 252L19 253V255L21 254ZM34 252V251H33ZM36 252V251H35ZM34 252V253H35ZM39 251L37 250V253L35 254H39L38 253ZM43 252V251H42ZM52 252V250H51ZM50 252V254H51ZM62 252V251H61ZM60 252V254H62ZM82 252V251H80ZM86 252V251H85ZM98 252V251H97ZM113 252V251H112ZM127 252V251H126ZM137 253V250L134 251V253ZM4 253V254H2ZM13 253V252H12ZM17 253V252H15ZM25 253V252H24ZM87 253V252H86ZM91 252H89L90 254ZM95 251L92 253L94 255ZM103 253V251H102ZM114 255L116 254L115 252H113ZM125 253V252H123ZM123 253L121 256H123ZM130 253V252H129ZM133 253V254H134ZM139 253V251H138ZM143 253V252H142ZM141 253V254H142ZM162 254V251L160 252ZM164 254L166 252H163ZM172 253V252H171ZM176 253V252H175ZM228 253H230V255L232 256V259H229L228 256H226ZM14 254V253H13ZM44 254V253H43ZM49 254V253H48ZM48 254H45L46 256H48ZM49 254V255H50ZM57 255V253H55ZM54 254V255H55ZM80 254V253H79ZM99 254V253H98ZM132 254V252H131ZM168 254V252H167ZM170 254V252H169ZM177 254V253H176ZM181 254V253H180ZM182 257V255H180ZM241 254H244V255H241ZM6 255V256H5ZM15 255V254H14ZM17 255V254H16ZM23 255V254H22ZM31 255V258L34 259V255L30 254ZM28 255V256H29ZM45 255H44V258H45ZM55 255V256H56ZM64 254H62L63 256ZM71 255V254H69ZM83 255V254H82ZM82 255H80L79 257H77L78 261L80 262V260L82 261V264H83V260H82ZM84 255L86 256V254L84 253ZM88 255V254H87ZM97 256V254H95ZM94 255V256H95ZM113 255V254H112ZM127 255V254H126ZM130 255V254H129ZM140 255V253L138 254ZM137 255V256H138ZM175 255V254H173ZM172 255V256H173ZM178 255V254H177ZM195 255H197L196 257H193V258H188L186 256V254L184 255L185 258V261L184 263L182 262L181 264H214V262H210L209 260H203L201 259L199 256V251L195 253ZM18 256V255H17ZM33 256V257H32ZM39 257H37V259L40 258V254L38 255ZM61 256V257H62ZM68 256V255H67ZM75 256V255H74ZM73 256V257H74ZM83 256V257H85ZM91 256V255H90ZM93 256V258H94ZM104 256V255H103ZM108 256H111V255H108ZM107 256V257H108ZM116 256V255H115ZM114 256V258H115ZM132 256V255H131ZM141 256V255H140ZM169 255H166V257H168ZM219 256V255H218ZM246 256V259H244V257ZM5 257V258H4ZM50 257V256H49ZM49 257H46V258H49ZM66 257V255H65ZM64 258V260H66V258ZM81 257V259H80ZM89 256H87L88 258ZM100 257H101V254H100ZM105 257V256H104ZM112 257V256H111ZM110 257V258H111ZM117 257L119 258V256L117 255ZM127 257V256H126ZM145 257V256H144ZM163 257V256H162ZM9 258V257H8ZM20 258V256H19ZM54 258V257H53ZM86 258V257H85ZM111 260L113 262H115L114 259ZM138 258V257H136ZM140 259H142L141 257H139ZM152 258V257H151ZM175 258V256H174ZM10 259V258H9ZM16 259V258H15ZM21 259V258H20ZM19 259V261H20ZM37 259H34L37 261ZM55 259V258H54ZM53 259V260H54ZM72 259V258H71ZM71 259H69V262L71 264H73V261H71ZM76 259V260H77ZM80 259V260H79ZM88 259H91V257H89ZM103 258H101L100 260H102ZM109 259V258H108ZM122 259V258H121ZM124 259V258H123ZM128 259V258H127ZM145 259H148V258H145ZM144 259V261H145ZM182 258H180L181 260ZM182 259V260H183ZM12 261V259H10ZM29 260V259H27ZM33 260V261H34ZM48 260V259H47ZM56 260V259H55ZM85 260V259H84ZM94 260V259H92ZM96 260V259H95ZM119 260V259H118ZM134 262H135V259H133ZM143 260V259H142ZM161 262H164L165 261L161 258ZM170 262H171V259L169 258ZM10 261V263H11ZM16 261V260H14ZM13 261V262H14ZM32 259L30 260V262H33ZM34 261V263L36 262ZM44 261V259H43ZM43 261H40L39 262L41 264H44L42 263ZM68 261V260H67ZM86 263L87 261L89 262V260H85ZM122 261V260H121ZM124 261V260H123ZM131 261V260H130ZM143 261V263H144ZM168 261V260H167ZM175 261V259H174ZM215 261V260H214ZM246 261H249V262H246ZM7 262V261H6ZM28 262V261H27ZM25 262V263H27ZM52 262V259L49 262H47L48 264H51ZM63 262V261H62ZM69 262L67 264H69ZM93 262V261H92ZM100 262L99 260H97V263ZM102 262V261H101ZM109 262V261H108ZM127 262V261H126ZM125 262V263H126ZM169 262V263H170ZM9 263V264H10ZM54 263V262H53ZM81 263V262H80ZM90 263V262H89ZM105 263V261H104ZM111 263V262H110ZM110 263H107V264H110ZM123 263V262H122ZM121 263V264H122ZM124 263V264H125ZM130 263V262H129ZM136 263V262H135ZM138 263V261H137ZM149 263V262H148ZM150 263H152L150 261ZM176 263H178L176 261ZM180 263V262H179ZM16 264V263H15ZM17 264H19V262H17ZM30 264V263H29ZM32 264V263H31ZM35 264H38L37 262ZM58 264V263H57ZM65 264V263H64ZM76 264H78L76 262ZM85 264V263H84ZM88 264V263H87ZM91 264V263H90ZM94 264V262L92 263ZM96 264V263H95ZM112 264V263H111ZM132 264V262H131ZM134 264V263H133ZM163 264V263H162ZM168 264V262H167ZM171 264V263H170ZM175 264V262H174Z\"/></svg>",
  "mask_w": 264,
  "mask_h": 264
},
{
  "label": "built area",
  "instance_id": "2783aa9c",
  "mask_svg": "<svg viewBox=\"0 0 264 264\" xmlns=\"http://www.w3.org/2000/svg\"><path fill=\"white\" fill-rule=\"evenodd\" d=\"M238 66H239V64H238ZM255 88H256V87H255ZM250 91H251V93H252V96L254 97V96H257V95L260 93L261 89H257V94L254 93L253 89L250 90ZM263 103H264V102H263ZM263 117H264V114H263ZM260 121H261V120H258L259 124H258L257 130H258V132H259L261 135L264 136V123L261 124ZM230 160L232 161V158H231Z\"/></svg>",
  "mask_w": 264,
  "mask_h": 264
}]
</instances>
